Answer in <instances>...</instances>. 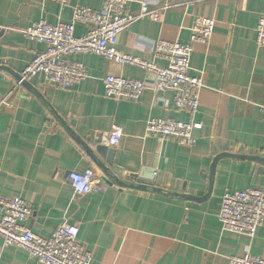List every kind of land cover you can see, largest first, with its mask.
Masks as SVG:
<instances>
[{
    "label": "crops",
    "instance_id": "1",
    "mask_svg": "<svg viewBox=\"0 0 264 264\" xmlns=\"http://www.w3.org/2000/svg\"><path fill=\"white\" fill-rule=\"evenodd\" d=\"M145 1L150 9L166 7L160 20L136 21L117 41L120 51L144 59L154 60L159 39L189 42L195 17L215 20L210 39L193 44L189 74L202 76L204 83L193 116L175 107L171 92H154L152 78L135 66L128 73L144 76L147 85L141 98L108 97L106 75H128L124 64L94 53L69 56L88 72L72 88L47 83L42 74L18 85L20 72L45 48L25 38L22 29L41 19L67 22L74 5L97 10L101 0H69L66 6L0 0V96L8 95L0 104V195L26 200L34 215L27 224L44 238L64 221L76 224L78 240L92 254L90 264H228L230 256L245 253L264 258V222L248 239L223 230L217 217L225 192L264 191V163L249 158H264V48L255 43L264 0ZM140 5L131 2L128 11ZM86 30L76 25L75 35ZM151 118L193 121L196 142L188 146L148 134ZM113 125L123 135L117 147L107 146L109 163L96 151L95 139L102 135L103 142ZM223 153L242 156L218 158ZM101 165L123 184L110 178L108 183ZM89 167L106 188L78 197L68 173ZM0 264L35 259L0 239Z\"/></svg>",
    "mask_w": 264,
    "mask_h": 264
},
{
    "label": "built area",
    "instance_id": "2",
    "mask_svg": "<svg viewBox=\"0 0 264 264\" xmlns=\"http://www.w3.org/2000/svg\"><path fill=\"white\" fill-rule=\"evenodd\" d=\"M53 1L62 6L69 4V0ZM131 2H139L140 8L135 12L128 11L127 5ZM165 8L150 9L145 0H101V7L97 10L74 5L72 17L67 22L49 23L41 19L32 23L23 28L21 33L29 40L44 44L45 48L20 72L17 84L30 82L35 75L42 74L47 83L62 89L72 88L85 80L88 72L82 62L71 60L69 56L94 53L110 61L142 69L152 78L151 89L154 92H171L175 107L193 116L198 110L199 93L204 85L202 76L189 74L193 44L205 43L210 39L215 25L213 18L195 17L189 42L157 40L153 51L154 60L122 52L117 47L119 35L124 29L146 17L160 20ZM76 25H84L87 30L76 36ZM255 43L264 48V11L256 25ZM155 59L166 61V65H158ZM103 83L108 97L131 101L140 99L147 87L143 80L121 74L106 75ZM7 98L8 95L0 96V104H6ZM260 109L264 112V103ZM193 128L191 120L151 118L146 124L148 134L172 137L188 146L196 142ZM105 134V145L115 148L123 135V129L113 125ZM74 177H87L86 190L76 188L80 181ZM68 180L78 197L106 188L105 183L97 180L92 167L82 172H69ZM217 217L223 230L253 239L258 227L264 222V191L247 188L225 192L219 202ZM33 218V210L26 200L0 195V239L4 245L25 249L35 259V264L91 263L92 254L78 240L79 229L76 224L64 221L49 237L44 238L27 224ZM228 264H264V258L249 253L232 255Z\"/></svg>",
    "mask_w": 264,
    "mask_h": 264
},
{
    "label": "water",
    "instance_id": "3",
    "mask_svg": "<svg viewBox=\"0 0 264 264\" xmlns=\"http://www.w3.org/2000/svg\"><path fill=\"white\" fill-rule=\"evenodd\" d=\"M122 67H123V70H124V74H126V75H128V76H131V77H133V78H136V79H139V80H143L144 79V76H138V77H135V76H132V74L131 73H128L129 71H131V70H133L134 71V68H132V66H128V65H122ZM136 71V70H135ZM137 72H135V74H136ZM130 74V75H129ZM25 83H27V82H25ZM24 84V83H23ZM95 142L97 143V145H96V151L98 152V153H101V154H106L107 156H108V162L109 163H111V157H112V150H110L107 146H105L104 144H103V142H102V135H98V137L95 139ZM87 151H88V153L90 154V156L96 161V163L98 164V165H100V163H99V159H98V157L96 156V154L94 153V151L93 150H91L89 147H87ZM221 156H233V157H241L242 155H235V154H232V153H223L222 155H220V156H218V158L219 157H221ZM249 158H251V159H254V160H258V161H261L262 163H264V158H262V157H259V156H249ZM216 160V159H215ZM101 167H103L102 165H101ZM103 169H104V171H105V175H106V177L107 178H105L106 179V181L109 183L110 181H109V179L108 178H110L112 181H115L116 183H118V184H123L122 183V181H120L118 178H116L115 176H112L111 174H110V171L107 169V168H105V167H103ZM262 173H264V169H261L260 170ZM105 181V182H106ZM106 182V183H107ZM211 183H212V180L210 181V186H209V191H210V189H211ZM132 187L133 188H136V189H140V190H146L147 189V187L146 186H144V185H132ZM153 190H155V191H159L160 189L159 188H156V187H153L152 188Z\"/></svg>",
    "mask_w": 264,
    "mask_h": 264
},
{
    "label": "clouds",
    "instance_id": "4",
    "mask_svg": "<svg viewBox=\"0 0 264 264\" xmlns=\"http://www.w3.org/2000/svg\"><path fill=\"white\" fill-rule=\"evenodd\" d=\"M74 179L80 181L79 183L76 184V188L78 190H86L85 184L87 183V177L84 178L74 177Z\"/></svg>",
    "mask_w": 264,
    "mask_h": 264
}]
</instances>
